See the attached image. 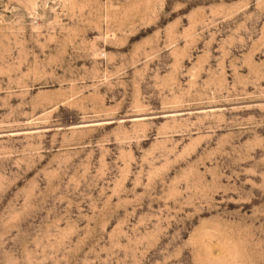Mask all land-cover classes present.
Returning <instances> with one entry per match:
<instances>
[{"label": "rangeland", "instance_id": "1", "mask_svg": "<svg viewBox=\"0 0 264 264\" xmlns=\"http://www.w3.org/2000/svg\"><path fill=\"white\" fill-rule=\"evenodd\" d=\"M0 264H264V0H0Z\"/></svg>", "mask_w": 264, "mask_h": 264}]
</instances>
